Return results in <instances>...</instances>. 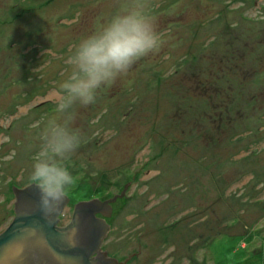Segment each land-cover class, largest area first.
Returning <instances> with one entry per match:
<instances>
[{
  "label": "rangeland",
  "instance_id": "1",
  "mask_svg": "<svg viewBox=\"0 0 264 264\" xmlns=\"http://www.w3.org/2000/svg\"><path fill=\"white\" fill-rule=\"evenodd\" d=\"M128 2L0 0V234L57 117L79 136L60 226L130 184L106 219L108 259L264 264V0H140L158 49L57 112L76 46Z\"/></svg>",
  "mask_w": 264,
  "mask_h": 264
},
{
  "label": "clouds",
  "instance_id": "2",
  "mask_svg": "<svg viewBox=\"0 0 264 264\" xmlns=\"http://www.w3.org/2000/svg\"><path fill=\"white\" fill-rule=\"evenodd\" d=\"M159 44L160 37L146 6L140 0H129L76 46L68 60L70 73L60 85L64 95L57 112L73 104L93 103L99 89L111 84L137 59L157 50ZM41 139L43 143L33 159L30 178L40 188L45 204L55 209L73 184V176L63 162L77 147L79 136L76 130L53 117Z\"/></svg>",
  "mask_w": 264,
  "mask_h": 264
},
{
  "label": "water",
  "instance_id": "3",
  "mask_svg": "<svg viewBox=\"0 0 264 264\" xmlns=\"http://www.w3.org/2000/svg\"><path fill=\"white\" fill-rule=\"evenodd\" d=\"M129 185L121 196L104 203L94 200L78 204L66 228L57 227V215L49 216L52 208L45 204L42 196L33 197L32 191L38 186L33 184L18 191L16 218L0 235V264H107L108 260L117 263L101 250L109 227L105 221L96 219V215L110 212L111 204L124 197ZM64 200L68 202L65 196ZM85 211L87 215L83 214ZM110 215L104 214V217ZM89 245L93 251L86 250ZM94 253L98 259H91Z\"/></svg>",
  "mask_w": 264,
  "mask_h": 264
},
{
  "label": "flooded vegetation",
  "instance_id": "4",
  "mask_svg": "<svg viewBox=\"0 0 264 264\" xmlns=\"http://www.w3.org/2000/svg\"><path fill=\"white\" fill-rule=\"evenodd\" d=\"M35 187H33V188H31V189H34ZM28 189V188H27ZM24 190H26V189H14L13 190V192H14V196H15V202H14V204H13V213H14V218H13V220H12V222L15 220V218H16V206H17V202H18V197H17V195L16 194H18V191H24ZM32 195H33V197L35 198V197H39V196H42V194H41V190H40V188H35V190L34 191H32ZM65 205H66V201L64 200V202H62L61 204H60V206L58 207V208H55V209H50V213H49V216L50 217H54L55 215H57L56 217H55V222L57 223V227H61V228H63L62 226H60V222H61V217H62V215H64V208H65ZM111 210H112V207H111ZM74 210H73V214H72V217H71V221H72V219H73V216H74ZM58 213V214H57ZM104 214H111V211L110 212H104V213H100V214H97L96 215V217H97V219L98 220H100V221H105V222H107V218L106 217H104ZM12 222L10 223V225L12 224ZM9 228V227H8ZM7 228V229H8ZM6 229V230H7ZM5 230V231H6ZM4 231V232H5ZM3 232V233H4ZM3 233H1L0 235H2ZM103 243H104V241L102 242V245H103ZM102 245H101V250H102ZM86 250L88 251V252H90V251H93V248L89 245V246H87V248H86ZM91 259H98V256H97V254H93L92 256H91ZM105 263H107V264H117L116 262H113L112 260H108V261H106Z\"/></svg>",
  "mask_w": 264,
  "mask_h": 264
},
{
  "label": "snow or ice",
  "instance_id": "5",
  "mask_svg": "<svg viewBox=\"0 0 264 264\" xmlns=\"http://www.w3.org/2000/svg\"><path fill=\"white\" fill-rule=\"evenodd\" d=\"M83 214H84V215H87V212L85 211Z\"/></svg>",
  "mask_w": 264,
  "mask_h": 264
},
{
  "label": "bare ground",
  "instance_id": "6",
  "mask_svg": "<svg viewBox=\"0 0 264 264\" xmlns=\"http://www.w3.org/2000/svg\"><path fill=\"white\" fill-rule=\"evenodd\" d=\"M96 219H97V217H96Z\"/></svg>",
  "mask_w": 264,
  "mask_h": 264
}]
</instances>
